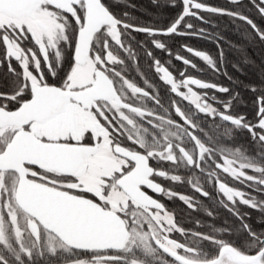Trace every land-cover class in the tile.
Masks as SVG:
<instances>
[{
	"label": "snow or ice",
	"instance_id": "snow-or-ice-1",
	"mask_svg": "<svg viewBox=\"0 0 264 264\" xmlns=\"http://www.w3.org/2000/svg\"><path fill=\"white\" fill-rule=\"evenodd\" d=\"M123 2L0 0V264H264V227L241 210L264 225V67L243 85L249 117L235 111L234 88L185 70L177 78L154 55L202 71L168 41L208 40L215 56L180 48L239 84L224 46L243 75L254 63L247 47L264 46V0H152L173 11L162 25L117 13ZM210 17L229 18L241 42L198 26L217 28ZM237 132L253 152L227 146ZM161 197L210 219L223 209L239 226L185 228Z\"/></svg>",
	"mask_w": 264,
	"mask_h": 264
},
{
	"label": "flooded vegetation",
	"instance_id": "flooded-vegetation-1",
	"mask_svg": "<svg viewBox=\"0 0 264 264\" xmlns=\"http://www.w3.org/2000/svg\"><path fill=\"white\" fill-rule=\"evenodd\" d=\"M205 2L213 5H226V0H205ZM228 6L230 7L231 5ZM211 19L214 24L218 25V27L212 28L209 26V29L207 28L209 31H218L221 35L225 36L233 43L241 42L240 34L236 31L235 27L232 25L229 18L211 17ZM197 24L198 26L205 27L204 25H199V22H197ZM197 40H199V42L203 41V39H197ZM168 43L171 46L173 45L172 40H169ZM181 44H185V43H180L177 48L172 47L173 57L178 52L180 55L185 56L188 59L195 62L198 65V68L202 70V71H197L191 68L193 74H188V73L187 74L190 76L200 78L205 81L216 82L219 84H223L224 86L234 88V90L239 92L240 96L242 97V99L236 104L235 111L239 114L249 115L250 117L253 111V103H252L253 94L247 91L243 87V85L248 84L250 82L258 81L261 78L260 69L264 67V46H261L259 44H254V45H249L247 47V55L250 58V60L253 61L254 63L251 66H245L243 75L236 72L235 69H233L231 66L232 63H235L240 59V55L236 53L234 50L228 48L227 45L224 46L225 55L228 61V66H227L228 74L229 76L233 77V80H238L240 82L239 84H233L223 75H214L213 72L201 60H199L194 56V54H189L185 50L181 49L180 48ZM211 44H212L211 50H207L203 48L200 49L193 48V49L194 51L203 50L215 56L216 46L213 43ZM154 55L160 58L162 63L171 60L170 70L177 75V78H179L178 74L181 70H185L186 72L188 70V67L182 65L180 61H177L172 57L166 56L164 53L160 52L159 50H154ZM150 64L151 61L147 60V58L145 57H141L140 71H142L144 75L149 78L150 81H152L161 88V94L163 95L164 86L161 85L158 79L156 78L155 72L153 71L152 68L149 67ZM4 72H6V67L0 68V82H2V77ZM132 75L137 79L138 82L140 81V77L136 76L135 72H132ZM217 96H219L220 98H224V94L217 93ZM234 136L235 139L228 142L227 144L228 147H232V148L239 147L248 153L253 152L254 145L251 143V139L246 132H237L234 133ZM164 183L167 186V182ZM171 187L177 193L192 195L191 189L187 185L175 184L172 185ZM161 199L169 210H174L175 218L177 222L185 228H195L196 225L193 222L199 219L202 222V226L213 225L216 228H231L233 230V234L235 235V229L238 228L239 226V222L233 216H231V214H229L223 209L218 210V214L216 215L215 219H210L203 211H190L178 199H165L163 197H161ZM203 202L205 205L209 204V201L207 200H204ZM241 210L250 212L251 218L248 220V222L252 224L255 229L259 230L261 227H264V225H260L257 223L258 219L260 218V214L258 212L243 206ZM225 221H227V223H225ZM203 230H207V228L203 227Z\"/></svg>",
	"mask_w": 264,
	"mask_h": 264
},
{
	"label": "trees",
	"instance_id": "trees-1",
	"mask_svg": "<svg viewBox=\"0 0 264 264\" xmlns=\"http://www.w3.org/2000/svg\"><path fill=\"white\" fill-rule=\"evenodd\" d=\"M131 4L135 5L134 8L127 7L126 5ZM115 11L117 13H120L122 11H127L131 14L132 17L136 18L140 23H159L163 24L167 21L171 15H173V11L171 9L167 8H157L153 6L152 0H124L123 3L115 5ZM207 15V14H205ZM211 18V17H210ZM205 28L209 29V25H204ZM137 39L141 40L144 37L142 34H136ZM173 45L172 47H178L180 43H185L187 45H190L194 49H207L211 50L212 44L208 40L203 39L202 42H199L197 38H177L175 41H172ZM149 47H151L149 45ZM188 74H193L191 71V67H188L187 70Z\"/></svg>",
	"mask_w": 264,
	"mask_h": 264
}]
</instances>
